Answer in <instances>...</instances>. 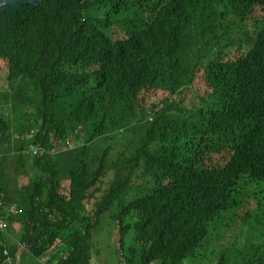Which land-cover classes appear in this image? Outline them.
<instances>
[{
	"label": "trees",
	"instance_id": "1",
	"mask_svg": "<svg viewBox=\"0 0 264 264\" xmlns=\"http://www.w3.org/2000/svg\"><path fill=\"white\" fill-rule=\"evenodd\" d=\"M106 215L119 264H264V0H0V264H93Z\"/></svg>",
	"mask_w": 264,
	"mask_h": 264
},
{
	"label": "rangeland",
	"instance_id": "2",
	"mask_svg": "<svg viewBox=\"0 0 264 264\" xmlns=\"http://www.w3.org/2000/svg\"><path fill=\"white\" fill-rule=\"evenodd\" d=\"M240 29L236 30L234 27L229 26L228 27V32L230 33V35L232 36V38L230 39V42L232 40H240V39H246L247 38L240 32ZM214 55V51H209V56L208 58H210L211 56ZM201 77H199L198 79H196L198 82H196L197 84H195V86L193 87V89L196 91V96L192 97L191 95L185 96L184 98V104L183 106L188 108V109H199L203 106V104L200 102V99L203 98L206 94V90H205V86L202 82V80H200ZM164 92H154L151 91L149 93V96L147 97V102H146V107L152 105L153 103H157L160 102L161 99L165 96H167L168 93ZM190 94V93H189ZM8 112V106L6 108V113ZM139 118V116L137 117V119ZM148 119H150V121H153V114H149ZM145 124V123H144ZM135 133L132 132H120L117 134H114L112 139L109 142V146L112 149L111 150V159L114 160L116 163H118L120 166L124 167L128 164L130 158H131V154H123V152H126V149L128 147V142L131 143V141H134L135 143L138 142V140L141 138L142 136V128L141 127H136L133 130ZM83 142V141H81ZM71 144H73L72 146L75 147V141L73 140L71 142ZM116 153H121L122 155L115 157ZM14 161H11L10 163H8L10 166H12ZM9 169V168H8ZM13 172L15 173L14 175V180H10L7 181L8 184V188L9 189H13V186H16L19 183V178H20V174H18V172L15 171V168L13 170ZM7 175H11V171L10 169L7 171V173H5ZM115 177V174L112 173L111 175L105 176V185L106 187L109 186L111 184V181H113ZM17 188V187H15ZM138 193L137 191L134 192V194ZM110 232V221L108 218V215H106L104 217V221L102 226L95 231V233L93 234V239L91 241V244L94 247V251H93V264H119L118 263V253L115 252L116 250H114V245L110 248L111 244L114 242L116 244V230L113 229L112 234L109 235ZM128 245L131 244L132 242V237L129 236L128 237ZM244 244H245V240L244 238H241L238 242V247L239 248H244ZM27 255L24 254L23 258H22V263L26 264V258ZM18 263V262H15ZM34 264H37L36 261L33 260ZM187 264H202L199 261H194V260H190Z\"/></svg>",
	"mask_w": 264,
	"mask_h": 264
},
{
	"label": "bare ground",
	"instance_id": "3",
	"mask_svg": "<svg viewBox=\"0 0 264 264\" xmlns=\"http://www.w3.org/2000/svg\"><path fill=\"white\" fill-rule=\"evenodd\" d=\"M16 136H17V135H16ZM69 143H71L70 140H69ZM70 145H71V144H70ZM71 146H72V145H71ZM30 152H31V153H34V154H38V152H39V148L34 147V148L31 149ZM0 222H1V220H0ZM20 247H24V246L21 245ZM24 248H25V247H24ZM16 256H17V254H15V261H16V262H19V260L16 259ZM21 256H22V255H21ZM11 260H12V259H11ZM12 261H13V260H12ZM53 264H55V263H53Z\"/></svg>",
	"mask_w": 264,
	"mask_h": 264
},
{
	"label": "built area",
	"instance_id": "4",
	"mask_svg": "<svg viewBox=\"0 0 264 264\" xmlns=\"http://www.w3.org/2000/svg\"><path fill=\"white\" fill-rule=\"evenodd\" d=\"M6 227V224L4 222H0V229H4Z\"/></svg>",
	"mask_w": 264,
	"mask_h": 264
},
{
	"label": "clouds",
	"instance_id": "5",
	"mask_svg": "<svg viewBox=\"0 0 264 264\" xmlns=\"http://www.w3.org/2000/svg\"><path fill=\"white\" fill-rule=\"evenodd\" d=\"M23 253V252H22Z\"/></svg>",
	"mask_w": 264,
	"mask_h": 264
}]
</instances>
